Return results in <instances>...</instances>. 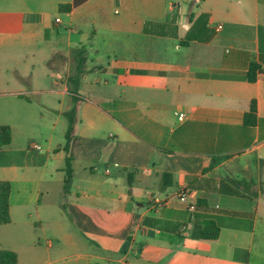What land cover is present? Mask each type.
<instances>
[{"label": "crops", "instance_id": "crops-1", "mask_svg": "<svg viewBox=\"0 0 264 264\" xmlns=\"http://www.w3.org/2000/svg\"><path fill=\"white\" fill-rule=\"evenodd\" d=\"M72 1L0 0V250L17 264H264V0ZM210 218L220 235L202 239Z\"/></svg>", "mask_w": 264, "mask_h": 264}, {"label": "trees", "instance_id": "trees-1", "mask_svg": "<svg viewBox=\"0 0 264 264\" xmlns=\"http://www.w3.org/2000/svg\"><path fill=\"white\" fill-rule=\"evenodd\" d=\"M87 0H73L71 3L63 6V9L70 10L73 9ZM263 71L261 65L257 62H252L250 64L249 70L247 72V78L249 81H256L258 74ZM71 84L75 85L74 89L71 91L73 99V107L65 112V116L68 120V126L66 130V143L64 145V150L66 151V167H65V179H64V191L65 193L69 190L72 178H73V165L72 157L69 155L71 142L75 137V127L78 121L77 118V105L81 100V95L79 93L78 83L80 82L79 75H73L70 77ZM256 119V103L253 101L251 105V111L247 113V122H254ZM12 133L11 129L7 125L0 124V149L11 142ZM216 162L210 164L208 169H212L215 166ZM170 176L169 174L166 175ZM238 185L230 188L228 191L235 195H245L244 191L241 190V186L248 188L247 183L237 182ZM10 182L6 180L0 181V223L5 224L10 221ZM197 207H204L202 204L197 203ZM195 216L198 221V213H195ZM221 227L217 221L213 218L205 219L199 221V234L198 236L202 239H216L219 237ZM0 264H17V254L14 251L8 249L0 250Z\"/></svg>", "mask_w": 264, "mask_h": 264}, {"label": "built area", "instance_id": "built-area-1", "mask_svg": "<svg viewBox=\"0 0 264 264\" xmlns=\"http://www.w3.org/2000/svg\"><path fill=\"white\" fill-rule=\"evenodd\" d=\"M60 19L59 18H57V21H59ZM185 118V113H179V119H184ZM178 197L181 199V200H187V193H185V192H180L179 194H178ZM190 209L191 210H193V211H196V208H197V205L195 204V203H191L190 205Z\"/></svg>", "mask_w": 264, "mask_h": 264}, {"label": "rangeland", "instance_id": "rangeland-1", "mask_svg": "<svg viewBox=\"0 0 264 264\" xmlns=\"http://www.w3.org/2000/svg\"><path fill=\"white\" fill-rule=\"evenodd\" d=\"M90 66H92V63H90Z\"/></svg>", "mask_w": 264, "mask_h": 264}]
</instances>
